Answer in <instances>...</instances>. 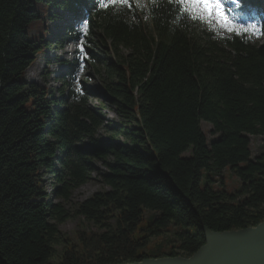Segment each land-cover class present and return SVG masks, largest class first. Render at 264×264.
<instances>
[{
  "label": "trees",
  "instance_id": "trees-1",
  "mask_svg": "<svg viewBox=\"0 0 264 264\" xmlns=\"http://www.w3.org/2000/svg\"><path fill=\"white\" fill-rule=\"evenodd\" d=\"M261 5L242 3L239 14L264 34ZM59 8L86 23L84 33L69 28L72 41L103 51L90 62L120 123L106 125L90 104L74 80L77 60L64 62L60 98L27 87L26 71L50 35L44 13ZM196 21L168 0H0V264L187 257L205 243L204 227L264 221V152L253 156L250 139L264 134V40L216 36ZM96 160L109 188L70 212L63 202ZM43 170L55 173L63 202L48 199ZM225 170L239 187H226ZM74 215L100 229L79 230L77 241L63 236L59 223ZM152 238L161 240L148 249Z\"/></svg>",
  "mask_w": 264,
  "mask_h": 264
},
{
  "label": "rangeland",
  "instance_id": "rangeland-1",
  "mask_svg": "<svg viewBox=\"0 0 264 264\" xmlns=\"http://www.w3.org/2000/svg\"><path fill=\"white\" fill-rule=\"evenodd\" d=\"M248 1H251L254 4H257L260 1L264 2V0ZM261 8L264 10V5ZM73 18L74 13L63 11L60 8L56 11L50 9L47 14L44 13V21L50 31V35L48 37L44 36L47 37L46 39L48 43L46 45L44 44V47L38 48L35 60L26 71L25 80L27 82V87L31 88L34 86L38 90L44 89L47 94L49 93V97L60 98L62 95L60 90L62 81L59 79L62 77L63 73L68 70L64 61L72 62L77 60V62H80L81 64L77 68L78 72L74 74V80L81 83L87 90H89L91 94L89 97L90 104L94 108L100 109L101 115L105 119L104 123L106 125H111L112 123L118 124L121 122V119L115 112L113 105L107 102L101 80L90 62L89 56H91L92 53H98L99 51V53L102 54L103 51L100 47H96V44H92V47H87L82 39L72 41L71 36L68 34L69 28L76 29V27H79L83 33L86 30V26L80 23L81 20L76 22L78 17L75 19ZM229 19H231V17H229ZM194 25L200 31L212 32L216 36L226 35L232 32L225 27H221L218 22L213 27H209L202 21H196ZM32 34H36V36L39 37V30L37 27L34 28ZM95 40L98 39L95 38ZM257 40L260 42L263 41L264 35L256 34L255 41ZM86 74L89 76V79L85 78ZM28 93L29 91L27 94ZM202 127L208 140L211 141L215 137V135L211 132L212 126L207 122H203ZM97 137L106 138L104 129H100L98 131ZM250 139L253 156L264 152V134L251 136ZM105 171V166L100 161L96 160L95 169L92 172L91 177L84 184L71 192V196L68 201L63 202L62 198L55 193L56 187L58 186L55 173L51 170H43L42 174L45 192L48 194L47 197L49 200L63 202L70 212H73L78 203L83 199L89 197L96 191H103L109 188V186L104 183L102 177ZM224 175L225 184L229 190H234L239 187V179L236 175L231 173L229 170H225ZM59 228L63 236H69L74 241H77L76 232L79 230L100 229L93 223L86 221L83 217L75 215L69 217L62 223H59ZM151 240L152 241L148 245V249L156 247V241H160L161 238H152ZM63 246V243H59L55 246L56 254L55 257L52 258V261L57 262L60 260L63 253Z\"/></svg>",
  "mask_w": 264,
  "mask_h": 264
},
{
  "label": "water",
  "instance_id": "water-1",
  "mask_svg": "<svg viewBox=\"0 0 264 264\" xmlns=\"http://www.w3.org/2000/svg\"><path fill=\"white\" fill-rule=\"evenodd\" d=\"M205 243L190 256L145 258L121 264H264V221L240 229L204 227Z\"/></svg>",
  "mask_w": 264,
  "mask_h": 264
},
{
  "label": "snow or ice",
  "instance_id": "snow-or-ice-1",
  "mask_svg": "<svg viewBox=\"0 0 264 264\" xmlns=\"http://www.w3.org/2000/svg\"><path fill=\"white\" fill-rule=\"evenodd\" d=\"M124 6H130V0H112ZM136 6L140 7L142 0H135ZM168 3L176 5L182 10V14L191 15L193 20L202 21L209 27H213L217 22L221 27L229 31H243L248 34H257L258 25L249 24L247 26L234 24L225 14L224 5L221 0H168ZM239 7V4H237ZM229 11H231L229 9Z\"/></svg>",
  "mask_w": 264,
  "mask_h": 264
},
{
  "label": "bare ground",
  "instance_id": "bare-ground-1",
  "mask_svg": "<svg viewBox=\"0 0 264 264\" xmlns=\"http://www.w3.org/2000/svg\"><path fill=\"white\" fill-rule=\"evenodd\" d=\"M39 65V64H38ZM37 66V65H36ZM33 67V66H32ZM39 68V67H38ZM34 71V70H33ZM39 81V80H38ZM45 87V86H44Z\"/></svg>",
  "mask_w": 264,
  "mask_h": 264
}]
</instances>
